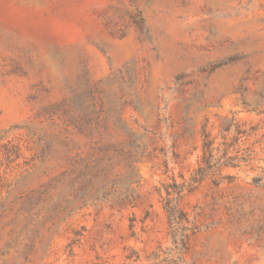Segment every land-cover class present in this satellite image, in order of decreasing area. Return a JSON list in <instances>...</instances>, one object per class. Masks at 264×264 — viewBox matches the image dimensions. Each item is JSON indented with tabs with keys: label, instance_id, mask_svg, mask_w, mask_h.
Instances as JSON below:
<instances>
[{
	"label": "rangeland",
	"instance_id": "rangeland-1",
	"mask_svg": "<svg viewBox=\"0 0 264 264\" xmlns=\"http://www.w3.org/2000/svg\"><path fill=\"white\" fill-rule=\"evenodd\" d=\"M0 264H264V0H0Z\"/></svg>",
	"mask_w": 264,
	"mask_h": 264
}]
</instances>
